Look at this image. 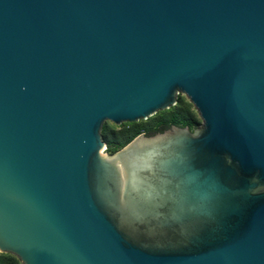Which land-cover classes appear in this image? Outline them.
Segmentation results:
<instances>
[{
  "label": "water",
  "instance_id": "obj_1",
  "mask_svg": "<svg viewBox=\"0 0 264 264\" xmlns=\"http://www.w3.org/2000/svg\"><path fill=\"white\" fill-rule=\"evenodd\" d=\"M0 253L264 264V0H0Z\"/></svg>",
  "mask_w": 264,
  "mask_h": 264
},
{
  "label": "trees",
  "instance_id": "obj_2",
  "mask_svg": "<svg viewBox=\"0 0 264 264\" xmlns=\"http://www.w3.org/2000/svg\"><path fill=\"white\" fill-rule=\"evenodd\" d=\"M158 113L146 120L145 125L140 123L121 125L119 128L122 129V132L118 137H116L114 129H110V127L105 125L102 137L107 145L106 151L115 153L142 133L151 136L163 132L173 125L188 126L193 132L196 131V126L198 125L197 112L194 110L192 103L185 101L180 96L175 106ZM0 264H21V262L14 255L0 253Z\"/></svg>",
  "mask_w": 264,
  "mask_h": 264
},
{
  "label": "rangeland",
  "instance_id": "obj_3",
  "mask_svg": "<svg viewBox=\"0 0 264 264\" xmlns=\"http://www.w3.org/2000/svg\"><path fill=\"white\" fill-rule=\"evenodd\" d=\"M180 97H181L182 99H184L185 101L190 102L189 98H188L186 95L181 94ZM190 103H191V102H190ZM193 106H194V105H193ZM194 110L197 112L195 106H194ZM159 113H160V112H159ZM159 113H158V114H159ZM197 120H198V125L196 126V130H197L199 127H201V126H202V123H203V121H202V119H201V117H200V115H199L198 112H197ZM136 123L144 124V123H146V120H142V121H139V122H136ZM126 124H128V123H124V124H122V126H125ZM105 125L108 126V127H110V129H114L113 131H114L116 137L120 136V134H121V132H122V129L119 128L120 126H117V125L114 124L113 122H107ZM144 125H145V124H144ZM154 128H155V126H154ZM142 134H144V133H142ZM104 152H105V153H109V152H107V151H105V150H104Z\"/></svg>",
  "mask_w": 264,
  "mask_h": 264
},
{
  "label": "built area",
  "instance_id": "obj_4",
  "mask_svg": "<svg viewBox=\"0 0 264 264\" xmlns=\"http://www.w3.org/2000/svg\"><path fill=\"white\" fill-rule=\"evenodd\" d=\"M107 147L105 148V151H106Z\"/></svg>",
  "mask_w": 264,
  "mask_h": 264
}]
</instances>
